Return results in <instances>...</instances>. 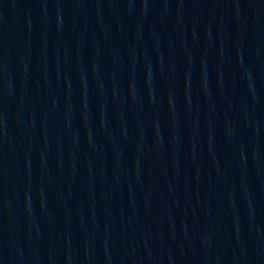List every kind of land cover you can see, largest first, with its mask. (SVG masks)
<instances>
[{
  "label": "water",
  "instance_id": "1",
  "mask_svg": "<svg viewBox=\"0 0 264 264\" xmlns=\"http://www.w3.org/2000/svg\"><path fill=\"white\" fill-rule=\"evenodd\" d=\"M0 264H264V0H0Z\"/></svg>",
  "mask_w": 264,
  "mask_h": 264
}]
</instances>
